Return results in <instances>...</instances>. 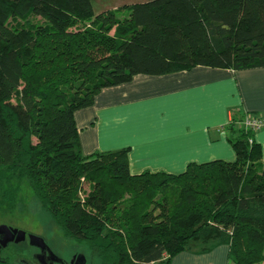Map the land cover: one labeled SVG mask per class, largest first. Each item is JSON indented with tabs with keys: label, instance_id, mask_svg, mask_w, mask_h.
I'll use <instances>...</instances> for the list:
<instances>
[{
	"label": "trees",
	"instance_id": "obj_1",
	"mask_svg": "<svg viewBox=\"0 0 264 264\" xmlns=\"http://www.w3.org/2000/svg\"><path fill=\"white\" fill-rule=\"evenodd\" d=\"M199 66L264 68V0H151L98 15L91 0H0V200L26 181L98 264H171L198 242L263 264V154L236 121L235 162L178 175L131 174L129 149L82 151L75 114L102 90Z\"/></svg>",
	"mask_w": 264,
	"mask_h": 264
},
{
	"label": "crops",
	"instance_id": "obj_2",
	"mask_svg": "<svg viewBox=\"0 0 264 264\" xmlns=\"http://www.w3.org/2000/svg\"><path fill=\"white\" fill-rule=\"evenodd\" d=\"M135 1L116 2L109 10L144 3ZM247 116L264 117V68L199 66L162 76L138 75L106 88L93 106L76 112L75 120L85 156L129 149L131 174L178 175L191 164L235 162L230 139L238 136L239 120ZM235 121L238 127L232 126ZM252 138L261 146L264 162V129ZM201 249L189 248L171 264H234L227 245L205 253Z\"/></svg>",
	"mask_w": 264,
	"mask_h": 264
},
{
	"label": "rangeland",
	"instance_id": "obj_3",
	"mask_svg": "<svg viewBox=\"0 0 264 264\" xmlns=\"http://www.w3.org/2000/svg\"><path fill=\"white\" fill-rule=\"evenodd\" d=\"M124 0H91L94 13L96 15L109 10L116 2ZM151 0H138L135 2H148ZM33 23H43V20L30 16L26 21ZM16 22V21H15ZM8 199L0 200V226L7 225L14 229H19L42 237L51 250L61 259L71 261L80 254L87 258V264H98V260L92 258L85 250V247L68 237L65 232L58 227L54 220L45 211L41 210L33 192L26 181L14 180L7 190ZM89 193V186L85 184L81 198ZM201 247L202 243H192L189 248ZM38 249L31 247L29 241L20 244H11L8 248L0 251V259L7 260L9 264H24L33 262V256L38 253Z\"/></svg>",
	"mask_w": 264,
	"mask_h": 264
},
{
	"label": "water",
	"instance_id": "obj_4",
	"mask_svg": "<svg viewBox=\"0 0 264 264\" xmlns=\"http://www.w3.org/2000/svg\"><path fill=\"white\" fill-rule=\"evenodd\" d=\"M29 241L31 247L39 250L33 256L39 264H63V260L59 258L48 246L46 241L37 235L27 234V232L14 229L7 225L0 226V251L8 248L11 244H20ZM73 264H87L85 255L80 254L74 258Z\"/></svg>",
	"mask_w": 264,
	"mask_h": 264
},
{
	"label": "built area",
	"instance_id": "obj_5",
	"mask_svg": "<svg viewBox=\"0 0 264 264\" xmlns=\"http://www.w3.org/2000/svg\"><path fill=\"white\" fill-rule=\"evenodd\" d=\"M245 131H251L252 133H257L264 129V117L258 116H247L240 126ZM252 143V140H250Z\"/></svg>",
	"mask_w": 264,
	"mask_h": 264
},
{
	"label": "flooded vegetation",
	"instance_id": "obj_6",
	"mask_svg": "<svg viewBox=\"0 0 264 264\" xmlns=\"http://www.w3.org/2000/svg\"><path fill=\"white\" fill-rule=\"evenodd\" d=\"M39 252V251H38ZM63 260V259H62ZM33 262L35 263V264H39L36 260H34L33 259ZM73 262H74V259L71 261V263H69L68 261H66V260H63V264H73ZM24 264H32L31 262H24Z\"/></svg>",
	"mask_w": 264,
	"mask_h": 264
}]
</instances>
